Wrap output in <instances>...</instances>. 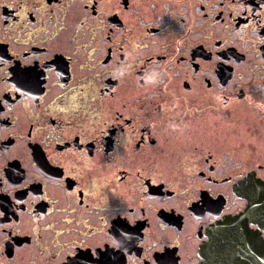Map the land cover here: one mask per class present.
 I'll use <instances>...</instances> for the list:
<instances>
[{
	"label": "flooded vegetation",
	"instance_id": "flooded-vegetation-1",
	"mask_svg": "<svg viewBox=\"0 0 264 264\" xmlns=\"http://www.w3.org/2000/svg\"><path fill=\"white\" fill-rule=\"evenodd\" d=\"M131 71L151 84L138 107L163 104L174 77L199 89L166 97L163 128L180 102L200 117L240 111L262 141L264 0H0V264L50 262L35 251L49 236L52 264H264V161L245 167L243 141L204 154L200 126L173 158L186 156L187 183L156 179V120L123 109ZM128 130L152 151L148 172L115 165ZM80 163L108 167L103 193Z\"/></svg>",
	"mask_w": 264,
	"mask_h": 264
},
{
	"label": "rangeland",
	"instance_id": "rangeland-1",
	"mask_svg": "<svg viewBox=\"0 0 264 264\" xmlns=\"http://www.w3.org/2000/svg\"><path fill=\"white\" fill-rule=\"evenodd\" d=\"M87 39V38H86ZM128 55H131L132 53L135 54V49L129 47L127 50ZM131 61H134V58L131 59ZM137 62V61H136ZM139 66V63L137 62V67ZM134 71V70H133ZM131 71L129 73V77H131L132 81H127L126 78L123 79V94L127 93L128 96L124 97L127 101L123 109L125 110H131L135 112L136 109H139L141 112L136 111V115L145 116L148 112H150V117L153 120H156V124L153 125V131L157 133V137L160 141L159 148L157 150H154L155 152H159L160 156V161L156 162V169L154 168L153 172L157 178H162L164 175L163 174H168L171 177L174 178L175 181H181L187 183L188 181V175L187 174H182L183 170L180 169L182 167V163L184 162L186 156L182 154V160L179 163L174 164L173 158L177 159L178 157L181 156V150L179 149L180 145H184L188 140L190 143H193V141H198L199 143L202 141L201 136L203 135V131H200V126H204L205 128V143H204V154L210 152H216L220 146L224 145L225 147H229L230 150L234 147V149L239 150L237 146H231L233 145H241L243 142V145L241 146V152L243 154L242 160L244 161V166L245 167H251L253 164L257 162V160L264 161V135L262 141H259L257 143H252V138H254L252 129L250 128L253 124V121L251 125L249 123H244L242 117H246V115L242 114V112L239 111V113H233L229 116L226 115H215V111L213 109H208L206 115L204 117L200 116H194L195 114L193 113H188L184 107H182V103L180 102L175 106L174 108L172 107L171 110L169 108L167 111H170V113L173 115L174 120H167L170 122L171 125L164 126L161 123L164 119H169L168 114L166 113V110H164L166 106L164 105V102L166 101V97H171L172 100L175 96H178L176 99L181 100L182 95L187 94V93H198V90L195 89H185L182 87V80L186 76H181V77H174L175 80L171 82L170 88H173V91L171 90H164L161 91L164 93L161 97H164V102L163 104L158 99H152L149 102L142 103V107H138L135 105L131 99L133 95H146V97H150L152 95L151 92H148L147 90L149 88H146L148 85L145 83V87L139 88V84L136 82L135 79V74ZM175 76V75H174ZM96 92H99V79L98 77L96 78ZM121 86V88H122ZM127 86H130L128 88V91H125V88ZM168 86V85H167ZM204 90L206 95H213L214 92L210 88H203L202 86H199ZM120 88V89H121ZM137 88V89H136ZM144 91H143V89ZM147 89V90H146ZM131 91V92H130ZM140 92V93H139ZM204 92L202 93L203 95ZM130 93V94H129ZM175 95V96H173ZM205 95V96H206ZM207 97V96H206ZM215 97V96H214ZM203 101H206L209 99V96L207 98L201 97ZM218 98L216 97L214 101H216ZM130 100V101H129ZM147 104V105H145ZM142 108V109H141ZM190 114V115H189ZM141 118L137 120H141ZM252 120V119H251ZM249 120V122L251 121ZM141 124H139L140 126ZM257 128H260V125L257 124ZM130 134H126L125 138L121 141L126 142L127 145L125 148H123L125 151L119 153L117 155V159L115 162L116 166L120 167H126L129 171L132 173H136L138 169L141 168H146L147 170L144 172H148L149 169H152L151 166H154L151 160V153L152 151L149 150V152H143L144 150L142 149H135L133 147V144L131 143L133 137H136V135L131 134V130H128ZM247 131V134H245ZM242 134V139L240 138ZM255 136H259V130L256 131L255 128ZM245 136V137H244ZM259 138V137H258ZM217 140H219V144H217ZM243 141V142H242ZM250 142V144L248 143ZM213 150V151H212ZM214 152L212 154H214ZM187 155V154H186ZM203 158V155L202 157ZM184 159V160H183ZM204 160V158H203ZM69 165H73L72 163L68 162ZM81 167V179L84 182L89 183L90 181L95 180L97 182V190L98 192L103 193V185L104 183L99 181L102 178H105L111 174V171L108 172V167L105 171L100 172L96 170V173H93L92 169L93 167L96 168V166H86L83 163H80ZM173 165V166H172ZM90 169V170H89ZM175 174H174V171ZM156 171V172H155ZM261 171H264V167L261 168ZM103 173V177L98 176L99 174ZM142 173V172H141ZM107 180V179H106ZM96 192V191H95ZM52 237H47L46 239H43L40 246H36L35 251L40 252L39 255L41 256L42 259L48 258L50 262H46V264H52V256L49 244L51 243ZM36 259V258H35ZM25 264H29L28 261L25 262ZM31 264V263H30ZM40 264V262H39Z\"/></svg>",
	"mask_w": 264,
	"mask_h": 264
},
{
	"label": "water",
	"instance_id": "water-1",
	"mask_svg": "<svg viewBox=\"0 0 264 264\" xmlns=\"http://www.w3.org/2000/svg\"><path fill=\"white\" fill-rule=\"evenodd\" d=\"M256 253H257V255L261 254V246L256 247Z\"/></svg>",
	"mask_w": 264,
	"mask_h": 264
}]
</instances>
